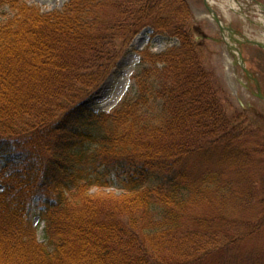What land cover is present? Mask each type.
<instances>
[{
	"label": "trees",
	"instance_id": "trees-1",
	"mask_svg": "<svg viewBox=\"0 0 264 264\" xmlns=\"http://www.w3.org/2000/svg\"><path fill=\"white\" fill-rule=\"evenodd\" d=\"M0 5V264H196L242 241L227 231L249 224L232 214L248 205L243 111L226 113L186 0ZM147 27L179 45L140 51L136 95L110 112L76 103Z\"/></svg>",
	"mask_w": 264,
	"mask_h": 264
},
{
	"label": "rangeland",
	"instance_id": "rangeland-1",
	"mask_svg": "<svg viewBox=\"0 0 264 264\" xmlns=\"http://www.w3.org/2000/svg\"><path fill=\"white\" fill-rule=\"evenodd\" d=\"M69 2L70 0H27V4L37 7L42 13L64 10ZM186 2L192 14V18L185 21L187 27L193 28L191 39L203 47L204 65L213 74L216 87L221 89L226 113L231 115L234 110L243 111L237 120L240 123L238 129L241 130V140H238L245 150L243 153L249 154L251 161V165L241 171L242 178L246 179L243 188L248 205L237 213H232L236 220L249 224L229 227L227 231L233 236L243 237L242 241L234 246H223L226 242L223 241V247L219 245L220 248L211 255L203 256L196 264H264V100L258 97L254 80L247 77L238 63L241 54L244 65L259 80L264 95V48L246 41H264V0H232L233 7L228 0ZM208 5L233 32H221L211 18ZM11 15L10 7L0 5V23ZM176 45L179 44L175 37L155 34L149 27L142 29L125 45L119 54L117 66L105 80L97 88L89 89L76 103L80 102L95 111H113L126 98L136 95L134 77L142 68L140 51L150 47V53L159 54ZM71 105L74 103L65 108ZM194 163L197 164L196 161ZM229 171L227 177H237V174ZM104 190L120 195L121 182L112 176L110 186ZM237 205L239 203H235V208ZM34 224L38 230L39 242L47 244L44 223L37 219ZM260 224L262 226L259 229L257 226Z\"/></svg>",
	"mask_w": 264,
	"mask_h": 264
},
{
	"label": "water",
	"instance_id": "water-1",
	"mask_svg": "<svg viewBox=\"0 0 264 264\" xmlns=\"http://www.w3.org/2000/svg\"><path fill=\"white\" fill-rule=\"evenodd\" d=\"M210 13L212 14V18L213 20L217 23V25L219 26L221 32L223 33L224 31H228V32H233L232 28L228 25H225L223 23V21L220 20V18L218 17L217 13L211 8V7H208ZM247 42L249 43H252L254 45H257L259 47H262L264 48V42L262 41H259V40H246ZM240 42V40L238 41ZM240 60V61H239ZM238 63L241 64V66L243 67L245 73L247 74V77H249V79H252L254 80V82L256 83L257 85V90H258V97H260L261 99L264 100V96L262 94V91H261V86L259 84V81L254 78L252 75H251V72L247 69V67L244 65V61H243V58L241 57V54H240V57L238 59Z\"/></svg>",
	"mask_w": 264,
	"mask_h": 264
},
{
	"label": "bare ground",
	"instance_id": "bare-ground-1",
	"mask_svg": "<svg viewBox=\"0 0 264 264\" xmlns=\"http://www.w3.org/2000/svg\"><path fill=\"white\" fill-rule=\"evenodd\" d=\"M208 1H209V0H208ZM228 2L230 3V6H231V7L234 6V4L232 3V0H228ZM208 7H210V6L208 5ZM211 18H212V16H211Z\"/></svg>",
	"mask_w": 264,
	"mask_h": 264
}]
</instances>
